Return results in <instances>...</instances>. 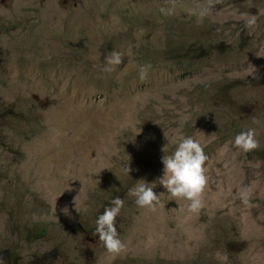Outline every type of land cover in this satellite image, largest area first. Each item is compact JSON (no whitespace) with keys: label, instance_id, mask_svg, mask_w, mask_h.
Here are the masks:
<instances>
[{"label":"rangeland","instance_id":"1","mask_svg":"<svg viewBox=\"0 0 264 264\" xmlns=\"http://www.w3.org/2000/svg\"><path fill=\"white\" fill-rule=\"evenodd\" d=\"M15 2L19 11L0 24V32L23 45L18 57L0 63L5 264H197L204 254L211 264H264V0H218L200 22L198 6L206 0H0V12ZM94 6H100L96 30ZM253 16L256 24L247 27ZM32 27L40 32L32 49L43 50L42 58L71 57L80 46L92 49V61L69 64L74 79L68 74L61 85L38 87L40 67L31 68L25 55ZM116 36L121 39L108 43ZM153 44L155 55L142 54ZM112 51L122 54L121 64H106ZM140 65H150L143 80ZM83 70L92 71L85 82ZM128 72L138 74L131 89ZM46 108L59 110L63 123L36 125ZM248 128L256 130L260 147L245 153L234 138ZM182 136L198 140L209 157L205 206L192 212L188 201L157 183L156 211L138 207L129 189L162 177L161 158ZM244 188L251 189L247 204ZM116 197L124 200L118 228L126 251L113 256L94 228ZM98 200L101 210L89 206ZM228 208L244 212L247 221L238 229L247 241L225 236L232 222L221 218ZM219 221L223 230L206 235ZM126 222L132 225L120 229Z\"/></svg>","mask_w":264,"mask_h":264},{"label":"clouds","instance_id":"2","mask_svg":"<svg viewBox=\"0 0 264 264\" xmlns=\"http://www.w3.org/2000/svg\"><path fill=\"white\" fill-rule=\"evenodd\" d=\"M218 0H206L205 3L199 5V11L197 13V20L200 22L203 18L207 17L215 3ZM15 2L12 6L7 5L6 11L0 12V17L2 18L1 24H7L11 21L10 16L17 13L19 10ZM99 7L94 6L92 9V30H96L99 25ZM34 11V7H33ZM162 12L165 10L162 8ZM247 27H252L256 24V17L247 18L246 21ZM38 31V28L35 27ZM39 32V31H38ZM40 33V32H39ZM40 35H33V41L35 42ZM0 44H9L13 43L15 48L12 50H2L0 51V63H4L7 59L12 58V60L20 55L19 50L23 47L20 41H17L15 35L9 33L0 32ZM114 39H121L120 36H116L108 41V43H113ZM34 47V43H32ZM27 48L30 50L26 55V58L30 59L32 62L31 68L35 69L37 66L40 67L41 77L38 79V87H43L45 82L54 83L57 82L61 85V78L71 74L74 79L75 76L71 73L68 68L69 64L79 66L78 63L82 62H91L89 56L92 54V49L90 47H80L76 46L73 48V55L71 57H61L58 55H51L48 58H42V51H36L35 49H30L27 45ZM157 51L156 44H153L147 48L142 49V54L145 56H153ZM106 64L109 66L119 65L123 62L122 54L118 51H112L109 55L106 56ZM29 67V68H30ZM80 67V66H79ZM150 65H140L139 74L140 79L143 80L147 76L148 69ZM106 70H111V68H106ZM99 74L104 73L103 62L99 69L97 70ZM85 77H83V82L88 80V75L92 74V71H84ZM56 75L58 80H49V77ZM21 76L16 74V80H20ZM138 79V74L135 72H128L126 75L125 86L126 89H131L132 84L136 83ZM151 79V77H150ZM15 80V81H16ZM13 82V85L15 83ZM89 82L87 81V83ZM111 84V81H109ZM59 85V86H60ZM73 85V82H72ZM97 86H102L107 88L106 84H99ZM32 87V83L29 85V88ZM38 123L43 128L53 127L63 123V119L59 116V110L46 108L41 110L38 113ZM22 122V120H20ZM258 121L253 119V123ZM129 127V125H128ZM234 145L236 148L242 150L243 152H251L260 147V142L257 139L256 130L254 128H248L245 131H241L234 138ZM164 151V150H163ZM163 176L158 178L157 181L152 184L146 183L144 180H140L139 183L130 188L128 195L130 197H135V203L140 208H146L150 211H156L157 206L161 203L160 194L158 195L153 189L156 187V184L159 183L162 185L167 192L177 200H186L188 201V209L192 212H198L205 206L204 194L205 190L209 185V176L207 175L206 162L209 157L205 154L204 145H202L198 140L193 139L191 136L180 137L177 141L175 151L171 155H164L162 158ZM132 169L126 164L125 172L129 174ZM109 174L108 171H105L103 174L102 180H105L106 176ZM109 189V188H103ZM110 194V189H109ZM106 197L113 198V197ZM241 199L245 204L249 202L251 196V189L244 188L241 191ZM99 201H95L93 204L89 202V206L95 207L97 209L99 206ZM124 207V200L120 197H116L111 201V206L106 207L101 215L98 216L96 220V227L94 228V237H96L99 242L102 244L107 253L113 256L120 255L126 251V244L119 237V228H118V218L121 212V209ZM66 215L68 214V209L65 207L62 210ZM78 211V210H77ZM223 221L226 219H231V224H225V236L233 242L247 241V237L242 234V231L238 229V224L244 221H247L245 214L241 209H232L228 208L224 218H221ZM259 220V218H258ZM260 221V220H259ZM196 222L200 223L199 219H196ZM194 223V222H192ZM225 223V222H224ZM66 226L70 225L65 222ZM132 225L130 222H126L124 227L120 228L126 230L128 226ZM118 228V229H117ZM206 235H214L216 232L223 230L220 221L216 222L211 229L209 225L207 228ZM88 232L93 233V228ZM92 236V242L97 245L96 240ZM91 238V236H90ZM65 254V253H63ZM62 254V255H63ZM68 261H72V258L68 257ZM227 257H225V260ZM213 259L205 258L203 261H199L197 264H211ZM0 264H5L3 256H0Z\"/></svg>","mask_w":264,"mask_h":264},{"label":"trees","instance_id":"3","mask_svg":"<svg viewBox=\"0 0 264 264\" xmlns=\"http://www.w3.org/2000/svg\"><path fill=\"white\" fill-rule=\"evenodd\" d=\"M2 22V18L0 17V24ZM33 35H40V33L36 30L35 27H32L27 33H26V43L30 48H33L32 41H33ZM15 48V45L13 43H9L7 45L0 44V51L2 50H12ZM207 258L210 259V257L206 254H204Z\"/></svg>","mask_w":264,"mask_h":264}]
</instances>
